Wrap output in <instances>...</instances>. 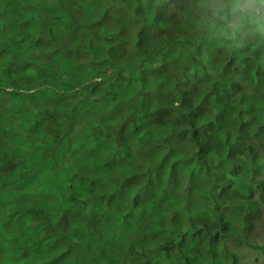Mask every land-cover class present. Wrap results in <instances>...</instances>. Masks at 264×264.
<instances>
[{
	"label": "trees",
	"instance_id": "1",
	"mask_svg": "<svg viewBox=\"0 0 264 264\" xmlns=\"http://www.w3.org/2000/svg\"><path fill=\"white\" fill-rule=\"evenodd\" d=\"M262 7L264 0H0V99L28 86L49 104L35 128H61L45 137L44 155L82 110L90 126L73 135L75 159L88 166L62 181L46 165L27 167L28 151L10 153L0 138V237L11 250L4 255L0 245V264H65L67 252L71 264L89 254V264H240L231 240L252 239L264 198L256 179L264 175ZM93 35L108 49L92 46ZM43 56L50 68L37 72ZM70 57L92 88L115 76L110 91L69 105L84 85L61 76ZM121 108L128 111L116 115ZM106 120L118 135L103 133ZM50 161L68 168L59 151ZM118 233L129 245L112 241L106 251Z\"/></svg>",
	"mask_w": 264,
	"mask_h": 264
},
{
	"label": "rangeland",
	"instance_id": "2",
	"mask_svg": "<svg viewBox=\"0 0 264 264\" xmlns=\"http://www.w3.org/2000/svg\"><path fill=\"white\" fill-rule=\"evenodd\" d=\"M10 3V2H9ZM262 11H264V7L261 8ZM8 14L5 13L4 16H7ZM94 36V41H92V46H98L100 49H102L103 51L107 50V40L102 38V37H97L96 35ZM112 54V53H111ZM48 55V54H47ZM45 55V56H47ZM51 56H48L49 58L52 57V53H50ZM102 56V55H101ZM98 56V57H101ZM39 62L40 65V72H45L48 69L49 63L51 61H48L47 59L44 58H36ZM71 59V58H70ZM70 68L66 67L63 71V75L61 74V76H63V78L67 81H70L71 83L77 84V82H79V86L84 84L82 87H80L81 89L76 90L72 95H70L68 97L69 99V105H71L72 103H75L78 101V99L80 98V96L84 95L85 93L90 96L91 94H99V91L103 90V91H110V89L112 88V85L110 87L111 82L113 81V79L115 78V76H111L110 79H105L103 83H98L99 85H101L102 88H92L91 84L92 81L90 78H85L87 76L86 74V69L83 67H78L76 69V65L78 64V61L76 59H72L69 63ZM29 73H33V71L29 72ZM62 73V72H60ZM90 80V81H87ZM91 83V84H90ZM90 84V87L87 89V86ZM29 87L28 86H24L22 89L20 90H27V93H21L19 92V96L23 95L24 97L21 99H18L19 96H15L13 98L10 99H2V101L0 100V138L5 141L6 143V149L8 152H14L16 151V149L20 148L19 150L23 149L25 151H28V161L26 163L27 167L29 166H35V168L41 166V165H46L47 169H49V172H57L56 173V178H58L60 181L64 180V178L70 177V175L73 174H79L82 172L83 169H85V167H87L88 165L85 163L84 159H80L77 158V160L75 159V154L78 148V145L75 144V140L73 139V135L80 133L81 131L83 132V135L86 134V132L88 131L87 129L90 128V126L85 127L84 126V122L86 123L87 121H84V119L82 118L84 111L82 110L81 113L76 116V119L72 125V127L70 128L71 130L69 131V135H67L65 137V139L56 147V148H49L48 150V154H42V150H47L48 149V145H43L44 141H45V137L43 134V129L40 128H35L36 123H35V115L38 117H41L42 115H44L45 111H47L49 109V104L45 105L43 103L40 102V100L38 98H33V96H30L29 93ZM17 90V91H20ZM6 90L3 87H0V93L3 95L5 94ZM91 97V96H90ZM67 99V100H68ZM52 99H50L49 101H51ZM6 103V104H4ZM14 106H18L19 108V112L20 115H16V112L14 111ZM46 107V108H45ZM48 108V109H47ZM37 110V114H33V112ZM126 111H128V108L124 109L121 108L118 110V112L116 111V115L118 113L120 114H124ZM96 113V111H95ZM86 118V117H85ZM115 119H117V117H114ZM107 121V120H106ZM110 122L112 121H107V124H104V130L103 133H106L107 131H112L114 132L116 135H118V132L114 131V127L113 130L111 129V125ZM34 124V126L32 127V124ZM58 130H56L55 132H57ZM82 135V136H83ZM104 136V134H103ZM82 138V137H81ZM113 139H111V141L109 140L108 144L109 146H113L114 142H112ZM104 141V139H103ZM71 143L70 146H68V143ZM67 146L65 148H63L64 146ZM59 151V153L62 155V157H64V159L67 160V164H68V168L66 169H56V167L54 166V164L50 161L51 158V154H54L55 152ZM65 155H69V156H65ZM22 166V165H21ZM85 166V167H84ZM58 170L60 172H58ZM44 171H47L46 169H44ZM41 173V172H40ZM46 182L47 180V174L44 172L41 174ZM255 175V174H254ZM144 177V174H143ZM256 179L257 181L261 184V192L264 189V175L261 173H256ZM99 180V178H98ZM112 180V179H111ZM110 180V181H111ZM94 182V181H93ZM95 183V182H94ZM107 187V193L110 194L109 188L112 186V184H107L105 185ZM52 184L51 185H46L45 186V191L47 192V190H51ZM50 188V189H48ZM120 192V191H119ZM119 192L114 195L115 197L118 195H121V198L124 197V194H119ZM48 194V193H47ZM259 194V193H258ZM51 195H49L50 198ZM48 198V199H49ZM118 198V197H117ZM261 198V197H260ZM48 199H45L46 202ZM56 211V208L54 209ZM260 213V214H259ZM55 213H53L54 215ZM257 216L255 217V226H254V234L252 237V241L256 243V245H259V248L256 247L254 249H251L249 247V243L251 242V240L249 239V237H245V236H241L239 234H235L234 237L231 240V244L232 246H235V249L238 252V256H239V261L240 264H257L256 263V256L259 257L258 259V264H264V198H261V205H260V209L258 214H256ZM82 220L85 222V217L82 218ZM94 235V237L96 236L95 233L93 231H91ZM40 236V235H38ZM126 236L123 233H118V235L110 237L106 242V244L104 245L105 250L108 251V245L112 243V241H119V244H121L123 247H127L129 245V240H127L125 238ZM96 245H98L97 243H95ZM91 245V249L90 252H93L96 254V248L93 244ZM54 247H58L61 250V244L59 242H55V244H53ZM74 246V251L75 253H80V251L82 252V247L80 244H73ZM77 246V249H76ZM8 249V248H7ZM56 253V252H55ZM83 253V252H82ZM93 253H91L93 255ZM4 255H9L7 250L3 253ZM46 254H48V251L46 252ZM67 256L63 258L62 254V258L61 261L64 260L65 264H71L70 262V253L67 252L66 253ZM49 255V254H48ZM50 258L53 257V255H49ZM84 259H83V263L84 264H89L90 262L93 261H89V259H92L90 254L89 255H84ZM93 258H95V263H100L97 257H95L93 255ZM59 260V257H58ZM57 260V261H58ZM10 262V259L7 258H3V264H8ZM88 262V263H86ZM101 264V263H100ZM160 264V263H158Z\"/></svg>",
	"mask_w": 264,
	"mask_h": 264
},
{
	"label": "clouds",
	"instance_id": "3",
	"mask_svg": "<svg viewBox=\"0 0 264 264\" xmlns=\"http://www.w3.org/2000/svg\"><path fill=\"white\" fill-rule=\"evenodd\" d=\"M70 58H71V59H70ZM70 58H69V59H70V61H71L73 58H72V57H70ZM50 63H51V62H50ZM49 68H50V66H48V69H47L46 72H48ZM39 70H40V65H39V68H38L37 72H40ZM36 81H37L38 83H41V78L36 79ZM5 90H6V89H5ZM7 91L12 93V95H10L8 99L13 98V97L15 96V93H16V96H19V94H18L19 92H21V93H25V92H23V91H17V90H15V89L12 88V87H10ZM31 91L33 92L32 89H29V93H30ZM30 96H33V95L30 94ZM34 96H35V95H34ZM23 97H24V96L21 95V96L18 97V99H21V98H23ZM37 97H38V96H37ZM37 97L35 96L34 98H37ZM13 99H15V98H13ZM0 100L2 101V99H0ZM52 100H53V99H52ZM52 100H51V101H52ZM50 108H51V107H49V110H50ZM44 114H45V113H44ZM41 128H42V127H41ZM60 128H61V127H59V126H57L54 130H49V129L46 128V127H45V128H42V129H43L44 137H51V136L55 137L54 135H57V134L59 133ZM38 129H40V128H38ZM56 130H58V131L55 132ZM60 135H63V132H61ZM58 136H59V135H58ZM62 139H63V138H62ZM0 245H1V246L8 247V249H7L8 254L11 252L9 246H7V245L4 243V241L2 240L1 237H0Z\"/></svg>",
	"mask_w": 264,
	"mask_h": 264
}]
</instances>
